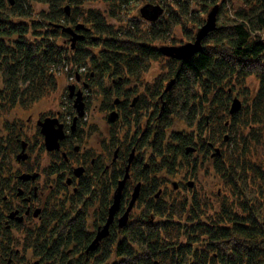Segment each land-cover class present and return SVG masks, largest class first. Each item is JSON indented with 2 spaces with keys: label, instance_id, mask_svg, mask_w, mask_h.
Here are the masks:
<instances>
[{
  "label": "trees",
  "instance_id": "16d2710c",
  "mask_svg": "<svg viewBox=\"0 0 264 264\" xmlns=\"http://www.w3.org/2000/svg\"><path fill=\"white\" fill-rule=\"evenodd\" d=\"M86 1L0 0L1 107L10 110L40 101L58 89L57 72L67 66H76L70 73L76 74L78 78L82 75L79 70L89 65L90 69L84 75L89 78L84 99L86 109L92 105L96 92V95L103 96V110L107 109L114 97L119 98L118 93L128 83L126 73L139 77L149 69L152 60L163 56L155 46L156 41H165L178 25L184 26V36L194 41L192 27L199 29L205 23L203 13L208 12L211 5L220 3L217 4L220 15L225 7V1L221 0H193L196 2L192 5V0H176V9L170 8L164 19L151 22V27L143 31L142 22L139 21L133 23V28L127 29L123 25L125 19L122 13L118 14L131 0H106L113 4L110 15L107 13L108 17L99 10L83 12L81 5ZM239 1L244 7L239 8L234 17L224 15L227 16L225 21L217 23V29L202 41L201 51L184 60L167 59L168 73H161L154 80L150 97L156 100L152 115L156 120L145 127L141 125L136 130V137H133L136 148H150L149 156L142 152L131 165L132 171H141L137 179H143L145 185L136 203L143 209L138 217L130 219L121 229L117 227L118 231H113L104 240L102 253L92 256L93 264H264V219L260 218L256 207L240 201L247 197L248 187L251 188V182L255 185L256 180L262 184L254 192L261 195L264 192V167L247 162L246 158L251 142L256 146L264 145V0ZM36 4L42 8L37 10ZM125 9L129 10V7ZM80 25L82 27L77 29ZM65 28L81 35L74 47L73 35ZM91 46L99 48L97 55L86 50ZM107 76L110 81L106 85ZM250 76L259 81L253 98L247 82ZM171 80L174 83L166 91V82ZM237 93L245 101L238 112L231 114L232 101ZM157 96L161 98L158 101ZM68 104V110L75 112L71 101ZM151 107L148 97L142 94L136 108L131 109L130 113L139 121ZM60 113L61 121L65 123L66 114ZM50 115L53 113L47 114ZM74 118L70 120L72 125ZM175 119L184 121L189 131L173 130L168 133ZM79 121L78 132L62 143L69 159L64 160L59 153H55L61 159V165L54 172L60 173L61 177L56 180L60 187L61 184L66 185L67 177L64 174L72 171L70 165L73 159L69 151L75 143L82 142V133H85L83 123ZM227 121L228 125H225ZM119 123L112 124L115 127L113 134L120 129L117 127ZM71 124H67L68 127ZM6 125L5 122L4 127ZM217 127L220 135L225 131L230 133L227 138L229 142L237 140L244 129L249 130L240 148L244 158L242 161L232 156L235 150L229 157L226 150H222V154L212 155L217 141L212 132ZM8 128L20 133L16 123L10 124ZM221 138L225 139L224 135ZM2 139L0 153L19 146L14 140L9 142ZM224 142L220 143L224 146ZM189 147L194 150L188 152ZM212 156L213 170L238 200L229 202V211L225 209L219 217L216 215L215 219L208 222L198 220L203 214H200V209L206 204L194 196L189 207L193 223L174 221L175 205L163 198V194L157 196V188L163 182L160 172L163 169L176 172L181 168L186 170V175L195 177L199 168L205 166ZM104 164V161H94L93 167H90L93 174L87 177L86 183L83 182L87 187L81 193H65L66 201L79 202L89 193L90 184H101L106 190L101 200L106 203L102 221L107 215L106 195L112 194L118 179L125 175L124 166L114 164L111 173H104ZM54 168L55 162L51 165L50 173ZM147 185L151 188H146ZM90 196V201L96 200L95 196ZM187 199V196H183L178 202L181 203L182 213L187 210ZM235 201L242 203L236 206ZM64 204L62 202L61 207ZM236 209L243 213H238ZM53 211L50 217L59 216L57 209ZM63 214L62 210L60 216ZM75 214H65L62 216L64 220L60 217L58 226L46 223L35 231L25 233L24 246L27 247L26 244L30 242L28 247L31 254L41 257V264L85 263L86 256L76 259L75 255L83 249L85 241L86 244L92 241L87 240L84 233L85 217L78 214L73 219ZM75 230L78 233L74 235ZM5 253L9 256L8 246ZM18 261L19 264L35 263V260L30 262L26 256Z\"/></svg>",
  "mask_w": 264,
  "mask_h": 264
},
{
  "label": "rangeland",
  "instance_id": "374dc122",
  "mask_svg": "<svg viewBox=\"0 0 264 264\" xmlns=\"http://www.w3.org/2000/svg\"><path fill=\"white\" fill-rule=\"evenodd\" d=\"M176 0H131L127 5L123 6L122 10L119 11L118 14L122 13V18L125 19L124 21V26L129 29L133 28V26L136 22H142V29L145 31L149 27H151V22L144 19L141 14H140V9L146 4H153V5H160L164 9V14L160 17L161 19H164L165 16L169 14V9L173 8L176 9ZM225 1V7L223 12L217 16V23H222L225 21L224 17L225 14H228L229 17H234L235 12L239 9L244 7V4L239 1V0H221ZM196 2V1H195ZM192 0V4H194ZM220 4V3H217ZM112 3L110 1L106 0H87L84 5L82 4V11L87 12L90 9H94L95 11L99 10L103 12L107 17V13L110 15L109 11L112 10ZM216 5V4H215ZM215 5H211L208 9V12L203 13L202 18L204 20L207 19L209 12L215 7ZM125 7H129V10L125 9ZM42 6L36 4V9L40 10ZM200 9V7H199ZM220 11V10H219ZM87 15V14H85ZM224 17V19H222ZM108 19V18H107ZM89 26V25H88ZM147 26V27H146ZM188 26V25H186ZM192 27V25H190ZM190 27V28H191ZM194 31V36H196V33L198 31V28H193ZM184 26L178 25L176 26L173 31L171 36L167 37L165 41H156L155 46L158 48L161 46H178L185 44L187 42H190L188 37L184 36ZM194 40V39H193ZM86 50L93 52L94 54H98L99 48H94L91 46L90 48H86ZM167 59H172L171 57H167L163 55L160 59L156 61L150 62L149 69L146 72H143L139 77L138 76H128L131 84V86H134L135 88H138L140 91H150L153 90V84L154 80L161 74V73H168L167 70V64L165 63ZM76 67V66H75ZM74 67V68H75ZM71 66L65 67V69L57 72V81H58V89L50 94L45 95L40 101H37L27 107L24 106H17L13 109L10 110H3L2 108L0 109L3 114L0 115V129L4 128L5 122H6V117L9 118V120L12 123H16L17 127L19 128V131L22 135L23 140H26L30 142V148L27 149L28 153H30V158H31V163H32V168L33 171H38L41 173L40 175V184L44 186V188H40L39 192L42 193V191H45V193H49L52 190H55L54 186H56V180L60 178V173H54L56 170H58V166L61 164V159L58 158V156H53V152H48L46 150L45 144L43 142V137L40 136L38 133V126H37V121L38 119L47 116V114L53 113L52 116H56L57 113L62 112L66 114L65 117V123L66 124H71L70 120L72 117H76L78 115L77 110L74 106V101H71L73 98H70L69 96V86L76 83L77 79L76 74H73L72 72L70 73L71 69H74ZM90 69L89 65L86 66V68H81L79 70V73H82L81 77H83L84 82L89 80L88 77H84V75L88 73V70ZM83 81L79 83L81 86ZM248 82V87L250 89V96L253 98L254 95L256 94V91L258 89L259 81L256 77L250 76L247 79ZM152 85V86H151ZM0 86H1V80H0ZM241 89H238L240 91ZM97 94V92H96ZM94 95V101L90 108L86 109L85 105V114L82 117V119L79 121V119L76 122V126L78 124V121L81 122L82 126L84 127L85 133L82 139V142L77 144L75 143V146L79 147V150L77 151H72L70 150V155L71 159H73V164L70 165L71 168L73 167H78L80 164H83L84 162L80 160V158H83L81 155L84 153L86 157L85 160L87 162H91L92 160L97 161L100 163V161L106 162L108 164L111 162L114 151L116 150V146H114L113 141L115 144H119L122 146L123 150L127 152L128 149H126L127 141L129 138L133 139V137H136L135 135L137 134L138 131L137 128H141L142 126H146L145 122V116H142V119L137 121L134 117V120H127L129 122V125L127 122L124 121V123L120 122L117 127L118 129L115 134L113 132L115 131V127L111 126L109 128V124L107 121V116L108 110L109 109H104L102 106V95ZM239 94L237 93L235 97L239 98L242 101V104H244V97L243 96H238ZM71 101L75 112L68 110V102ZM68 110V112H67ZM66 112V113H65ZM61 115V113H60ZM132 117V115H130ZM61 120V119H60ZM240 120H242L240 118ZM227 122H225V125H228ZM69 126V125H67ZM72 126V124H71ZM220 128V127H219ZM111 129V130H110ZM181 131V132H186L189 131V128L186 126L184 121L175 119L173 125L170 127L168 130V133L171 131ZM248 129H244V132L239 136L235 143L234 141H228V139H223L221 138L222 135H224V138L228 136L229 134L227 131L225 133L221 134L218 132V127L212 132L214 139H216L215 143V148H213V154H216V149L218 150L217 152H222V150H226V155L229 157L232 155V152L235 153L232 156H235L236 158H239L241 161L244 159L242 157V151H241V146L242 142L244 141L243 137H246L248 134ZM6 134L4 131L0 130V139L2 137L4 138ZM112 139L110 140L109 137L112 136ZM109 136V137H108ZM234 136V134H233ZM232 136V137H233ZM3 140V139H2ZM225 141L224 143L227 144L223 146L221 141ZM139 142V141H138ZM43 146V148L41 147ZM131 146L136 147V144L134 141H131ZM250 151L246 155L247 162L250 163H256L260 164L264 167V145L263 146H256L251 142L250 144ZM139 151V154L142 152H145L147 156L150 155V148L141 150L137 148ZM112 151V153H111ZM57 153V152H55ZM60 154V153H59ZM211 154V153H210ZM222 154V153H220ZM16 153L11 156L10 159V166L13 168L10 172L14 173L17 170L27 167L26 165L24 166H19L17 159H16ZM62 153L60 154V156ZM202 156V155H201ZM62 157V156H61ZM66 160V159H65ZM214 161V157L212 156L207 163H205V166H202L198 170V175L197 176H191V175H186V170L179 168L175 173L174 172H169L166 169H163L162 172H160V177L163 179L162 185L160 186L161 192L163 194V197L166 198L170 204L175 205V215L172 218L174 221H182L184 223H189L192 222L193 220L190 217L191 211L189 207L192 205V198L194 196H197L199 199L202 200L204 204H206L203 209H200V214L201 217L198 219H202L204 221H211L212 219L216 218V215L219 217L220 214L227 209L228 211L230 210L229 202L238 200L237 196L229 190V188L224 184L223 179L215 173L213 170L212 163ZM56 168L53 169L52 174L51 172V165L54 164ZM113 165V164H112ZM111 171H113V166L109 168ZM18 172V171H17ZM66 172V171H63ZM54 173V174H53ZM51 176L49 177V175ZM69 175V174H67ZM66 173L64 174V177L68 178ZM157 176V175H156ZM65 178L63 180H65ZM48 181L50 182L49 188L48 186H45V183L48 184ZM97 181V180H96ZM225 181V180H224ZM261 182L256 180L255 185L252 184L251 182V188L248 187V190L246 191L247 197L244 199H241L240 201L247 202L248 205L251 207L254 206L257 208V211L260 212V218L262 217L264 219V192L261 195L257 194L254 192L255 188L261 187ZM52 185V188H51ZM93 189L96 191L97 195V190L101 187V184L95 182L93 184ZM175 185H178V188H175ZM249 185V184H248ZM180 187V188H179ZM64 191V189H63ZM63 191L61 193H55L53 198H52V203H54V208L57 209V211H61L62 208V202H63ZM264 191V188H263ZM72 193V191L70 192ZM187 196V210L185 213H182L180 208H181V203L178 204V202L182 199V197ZM227 197V199H225ZM224 201V204H223ZM235 201L237 203L236 206L239 205V203L242 202ZM260 207V208H259ZM143 207L138 206L137 208L134 209L133 213V219L138 217L141 213V210ZM239 212L243 213L242 211ZM49 216L54 214L53 212H48ZM184 214V215H183ZM91 222V219L89 218V223ZM33 223L25 225L24 223L20 224H14L12 225V228L8 230L3 229L0 233V261L1 259L4 258L3 254L7 250V246L9 243H12V240L14 237H18V240H14L13 248L14 249H19V253L21 254L18 259L21 261V259L24 257V254L26 258L30 261L33 262L34 260L38 259L37 256H34L31 254L30 249L24 250V234H23V228L27 226H31ZM17 229V230H16ZM20 229V230H19ZM29 236V235H28ZM23 244V245H22ZM11 245V244H10ZM6 254V253H5ZM8 256V255H7ZM10 256L6 257L9 258ZM21 257V259H20ZM115 259V258H114ZM112 260V259H110ZM14 264H19V261L15 262Z\"/></svg>",
  "mask_w": 264,
  "mask_h": 264
},
{
  "label": "flooded vegetation",
  "instance_id": "af4514ba",
  "mask_svg": "<svg viewBox=\"0 0 264 264\" xmlns=\"http://www.w3.org/2000/svg\"><path fill=\"white\" fill-rule=\"evenodd\" d=\"M159 50H160V47H159ZM172 59H175V58H172ZM175 60H180V59H175ZM181 60H184V59H181ZM152 61H156V60H152ZM128 76L129 74L126 73L125 78H128ZM75 78L77 79L76 83H74L76 90L77 91L81 90L83 92V99H85L86 90L87 88H89V85L87 82H84L83 77L80 76L77 78L76 76ZM81 81H83L82 86L79 84L81 83ZM109 81H110L109 76H107L105 80V84L106 85L109 84ZM129 82L130 80L128 78V83L123 86L121 93H118L119 98L114 97L112 104L109 103V108H107L109 109L108 110L109 115L107 117L109 118L111 112L118 113V118L116 119L115 122H108L109 124H111L109 125V128L113 126L112 124H116L118 121L124 123L126 119L134 120V115L130 113V110L136 108L142 94L148 97V100L152 105L151 109L147 111L146 115H144L146 124L156 120V118H152V115L155 110L154 104L156 103V100L150 97L152 90L140 91L138 88L131 86ZM166 83L168 84V82ZM160 99H161L160 96H157V101ZM1 108L3 110H7L5 106L3 107L0 106V109ZM2 114L3 112L0 110V115ZM130 115H132V117ZM47 117L57 118L59 122L64 125L65 138L59 141L60 148L53 150V151H48L47 148L46 150L48 152H53L52 153L53 156H56L55 152H57L60 154L62 153L61 156L64 160L69 159V156L66 153L67 150L63 148L62 143L64 142V140H66V138H70L71 135H74L73 133L78 132L77 126L75 125V127H73L72 125L71 127H68L66 123L60 120L61 119L60 112L57 113L56 116H52V115L45 116V117L38 119V121L40 120L43 121ZM108 118H107V121H108ZM78 119L80 120V117ZM38 121H37V126L39 128V134L43 137V142L45 144V136L41 132V129L38 125ZM6 123H7L6 127L0 129L1 131H4V133L6 134L3 139L9 142H12L14 140L16 144L19 143V146H17L16 149L9 148L8 151H4L3 153H0V233H2L1 231L3 229L8 228L9 230L12 228V225L14 226V224H20V223H24L25 225L33 223V225L31 226H27L23 228L24 235L26 232L28 233L31 232V230H34V231L37 230L38 228L42 227L46 223H50L51 225H54L55 227V226L60 225L61 218L62 220H64L62 216H64L65 214L71 213V212H76V214L73 216V219L78 214L85 217L84 218V223H85L84 233L87 237V240H91L92 242L86 244V241H85V243L83 244V249L81 251L76 252L75 257L76 259H82V256H86L84 264H87V263L93 264L94 257L92 256H95V255L97 256L102 253V250L104 249L103 248L104 240L110 237L113 231L117 232L118 231L117 227L121 229L128 224V221L130 219H133L134 209L138 207V205L136 204L137 200L131 212L129 213V218H128L127 223L124 226H120L119 219L125 214L130 204V201L132 199V195H133L135 188L138 185H140L139 189L141 191L142 187H145V185H143L144 184L143 179H140V180L137 179L141 171H138V170L132 171L131 169L132 162L138 157V154H139L138 149L134 146H131V141H133V139L129 138L127 141V145L125 147L126 149H128L127 152L123 150L122 146L117 144L116 150L114 151V155H113L111 162H109L108 164H106L105 162L104 164L105 166V168L103 169L104 173L106 172L111 173L112 171L109 168L113 166L112 164H114V165H120V166L123 165L124 170H125L124 174H126L127 167L128 165H130L129 177L122 190L119 208L114 215V219L112 223L109 225L107 235L103 237L97 243V246L94 249H90V246L94 242L99 231L102 230L105 224L107 223V220L109 217V210L111 206L113 205L114 195L118 187V184L112 189L111 195L109 194L106 195L108 206L106 207L107 215L105 213L106 215L105 221H102V217H103L102 214L104 212L103 206L105 207L106 203L101 202V200L103 199L105 195L104 192H106V190L102 185L97 190V195H95L96 191L93 189L94 185L90 184L89 193H87L88 195L87 194L84 195L83 200L79 199V202L66 201L65 199L66 192L72 191V194L81 193L82 189L84 187H87L83 185V182L85 180L87 181V177L93 174V170H90V167H93L92 165L94 164V160L88 163L87 160H85L84 158L86 157L85 156L86 153L81 155L83 158H80V160L83 161L84 163L80 164L78 167H75V168L73 167L72 169L73 174L67 175L69 179L67 178L68 180L66 179L65 181L66 187L63 184H61V187H60L56 183V186H54L55 190H52L50 194L45 193V191H42V193H40L39 192L40 188H44V186H42L39 181L41 173L38 172L37 170L33 171V168H32L33 161L31 163L30 153H28L27 151V149L30 148V142L29 140L28 141L23 140L24 138H22V135H20L19 132H13L9 130L8 126L12 124V122L9 120L8 117H6ZM82 135L85 138L84 133H82ZM112 137L113 135L110 136L109 139L111 140ZM77 150H79L78 146H74L72 149V151H77ZM15 153L17 154L16 159H17L18 165L19 166L26 165L27 167H25L26 169L21 168L17 170L18 172L16 171L12 173L10 172V168H11L10 159H11V156L14 155ZM131 157H132V161H131V164H129V159ZM12 169L13 168H11V170ZM88 171H89V174H88ZM51 174L49 175V177L51 176ZM122 177L118 179V183L122 179ZM49 184L50 182L48 181V184L45 183V186H48L49 188ZM51 188H52V185H51ZM146 188H151V187L150 185H147ZM175 188H178V185H175ZM161 189H162L161 187L157 188V192H158L157 196H160L162 194ZM55 191L56 192L59 191L58 193H61L63 191L62 198H63V203L65 202V204H64V207H61V208L64 214L60 216L62 212L61 210L59 216L50 217L48 212L53 211L55 209L54 203L51 202ZM140 191H139V195H140ZM90 195L95 196L96 200L90 201L89 200L91 197ZM109 200H110V203H109ZM78 216L75 219L76 222L78 221ZM89 218L91 219L90 223H89ZM77 233H78V230L73 231L74 235ZM25 237L26 235L24 236V240H25ZM14 240L17 241L18 237L17 236L14 237L12 240V243H9L8 245L10 257L6 258L8 256L6 254H3L4 258L1 259L0 264H14L15 262L18 261V257L21 254H18L19 249L13 248ZM24 244H25V241H24ZM26 245L27 247L24 246V250L30 249V247H28V245H30V242H28ZM30 252L32 253L31 249H30ZM37 257L38 259L35 260L34 264H41V257L39 256Z\"/></svg>",
  "mask_w": 264,
  "mask_h": 264
},
{
  "label": "water",
  "instance_id": "95a60500",
  "mask_svg": "<svg viewBox=\"0 0 264 264\" xmlns=\"http://www.w3.org/2000/svg\"><path fill=\"white\" fill-rule=\"evenodd\" d=\"M66 11L69 12V9L66 7ZM219 12V5H215V7L209 12L208 17L205 21V23L198 29L195 40L187 42L182 45L178 46H161L160 52L171 58L175 59H186L189 57H192L194 54L198 53L202 49V41L205 39V37L212 31L217 29V16ZM141 16L150 21L155 22L157 21L163 14L164 9L160 5H153V4H146L140 9ZM82 26H78L77 29H80ZM67 32L73 35L72 37V47L75 46L76 41L81 38V35H77L74 33V30L70 28H65ZM174 83V80H171L167 86L166 91H168ZM69 96L70 98H73L74 100V106L77 110L78 115L74 118L73 127H75L76 122L78 118L83 117L85 114V102L83 99V92L81 90L77 91L74 84L69 86ZM242 107V101L235 97L232 101L230 113L234 114L238 112ZM118 118V113L111 112L110 116L108 118V122H115ZM38 125L41 129V132L45 136V146L48 151H53L58 148H60L59 141L65 138V131H64V125L59 122L57 118H50L47 117L43 121H38ZM228 136L225 137L227 140ZM194 150L193 148H188V152ZM218 150L216 149V153ZM132 157L129 159V164H131ZM129 168L130 165L127 167V171L125 176L119 181L118 187L116 189L115 195H114V202L109 210V217L107 220V223L103 227L102 230L99 231L97 237L95 238L94 242L90 246V249H94L97 246V243L107 235L109 225L112 223L114 219V215L116 211L119 208L120 198L122 195V190L125 186V183L129 177ZM140 185H138L132 195V199L130 201V204L125 212V214L119 219L120 226H124L129 218V213L131 212L138 196H139V189Z\"/></svg>",
  "mask_w": 264,
  "mask_h": 264
},
{
  "label": "bare ground",
  "instance_id": "6f19581e",
  "mask_svg": "<svg viewBox=\"0 0 264 264\" xmlns=\"http://www.w3.org/2000/svg\"><path fill=\"white\" fill-rule=\"evenodd\" d=\"M206 21V20H205ZM197 34V33H196ZM196 37V36H195ZM74 99H72L71 101H73ZM81 119V118H80ZM68 174L69 175H72L73 174V172L72 171H70V173L68 172Z\"/></svg>",
  "mask_w": 264,
  "mask_h": 264
}]
</instances>
